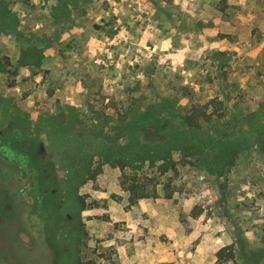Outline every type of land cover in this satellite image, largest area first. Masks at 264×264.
Listing matches in <instances>:
<instances>
[{
    "label": "rangeland",
    "instance_id": "obj_1",
    "mask_svg": "<svg viewBox=\"0 0 264 264\" xmlns=\"http://www.w3.org/2000/svg\"><path fill=\"white\" fill-rule=\"evenodd\" d=\"M0 11V139L32 123L13 143L32 163L0 155V264H217L226 245L225 264H264V134L222 174L178 164L133 205L97 154L99 134L123 142L115 128L163 99L178 115L217 108L223 134H246L254 114L264 125V0H0ZM49 120L67 138L36 134ZM57 153L87 168L76 187L55 170L60 192L44 161Z\"/></svg>",
    "mask_w": 264,
    "mask_h": 264
},
{
    "label": "trees",
    "instance_id": "obj_2",
    "mask_svg": "<svg viewBox=\"0 0 264 264\" xmlns=\"http://www.w3.org/2000/svg\"><path fill=\"white\" fill-rule=\"evenodd\" d=\"M0 22L3 24L9 22L1 11ZM37 55L42 58V50ZM34 64L37 65L38 62ZM175 106L174 100L163 99L160 102L149 104L144 110L131 115L129 121L123 120L120 127L115 128L118 137H125L121 143L111 142V139L99 134V147L97 148L99 164L107 163L119 168L121 171L120 184L123 190L129 194L130 205L140 199L157 197L156 185L161 183L159 179L169 176L172 172L176 175L178 164L201 165L212 173L222 174L223 169L231 161L236 151L246 143L256 142L258 136L264 134V125L258 121L259 114L258 116L254 114L253 126L246 134L238 132L223 134V130L211 125L213 121L211 116L216 114L217 108L208 112L207 105L204 107L191 105L188 110L178 115ZM178 118H180V122L177 121ZM99 121L102 123L101 119ZM43 125L45 126L42 128L41 125L40 127L36 125L34 129L36 134L39 135L43 131L52 136L55 134L57 137L67 138V129L60 128L64 125L56 121L50 122V120ZM31 126L32 123L27 122L22 130L12 133L10 137H1L2 140L0 139V155L8 161L18 162L19 160L23 168L32 163L30 162L31 156L26 151L15 148L13 143L19 139L22 141L26 137H30ZM203 127L205 129L201 131ZM75 137H78L82 146L84 143L86 144L82 134L79 133ZM175 155L179 158H175ZM85 158L68 159L67 154H49V158L44 159L45 169L51 172L48 182L60 192L59 185L63 187V181L56 177L54 171L58 168H66L69 171L67 180L71 179V186L76 187L81 183L83 174L87 171V168L82 166ZM58 164L60 166L56 167ZM145 170H149L151 175L143 173ZM81 172L83 176L79 175ZM74 178L78 180L75 182ZM172 194L173 190L165 191L166 198H170ZM79 199H77L79 208L83 209V203L79 202ZM49 231V229L46 230V240L49 249L55 255L59 248V236L52 235ZM215 256L217 264L234 261L236 258L235 247L233 245L223 246ZM56 258L54 264H60V259ZM245 259L247 260L248 257L246 256Z\"/></svg>",
    "mask_w": 264,
    "mask_h": 264
}]
</instances>
